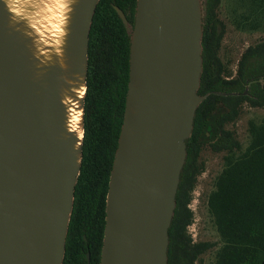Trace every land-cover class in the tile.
Masks as SVG:
<instances>
[{
  "label": "water",
  "instance_id": "95a60500",
  "mask_svg": "<svg viewBox=\"0 0 264 264\" xmlns=\"http://www.w3.org/2000/svg\"><path fill=\"white\" fill-rule=\"evenodd\" d=\"M101 0H0V264H64ZM210 0H137L101 264H168ZM217 94V93H216ZM88 259L90 255L88 254Z\"/></svg>",
  "mask_w": 264,
  "mask_h": 264
},
{
  "label": "trees",
  "instance_id": "16d2710c",
  "mask_svg": "<svg viewBox=\"0 0 264 264\" xmlns=\"http://www.w3.org/2000/svg\"><path fill=\"white\" fill-rule=\"evenodd\" d=\"M222 2L209 1L199 94L232 91L241 95H211L197 110L169 231L168 264H197L212 251L214 264H264V119L248 121L247 142L230 129L243 118L246 107L264 111V0H226V21L221 20ZM115 6L132 24L137 0H101L94 17L83 163L64 264H87L88 253L91 264H98L103 248L107 195L130 82V37ZM228 24L239 33L261 34L241 54L237 74L231 70L232 60L222 58ZM248 82L250 90L244 95ZM207 151L221 158V170L205 194L218 240L194 243L188 231L195 219L190 205L205 172L202 156Z\"/></svg>",
  "mask_w": 264,
  "mask_h": 264
},
{
  "label": "rangeland",
  "instance_id": "374dc122",
  "mask_svg": "<svg viewBox=\"0 0 264 264\" xmlns=\"http://www.w3.org/2000/svg\"><path fill=\"white\" fill-rule=\"evenodd\" d=\"M226 0H223L220 14L226 21L227 9ZM227 34L224 40L223 54L226 56V62L232 60L233 64L230 66L233 72L237 69L238 60L241 54L252 44L255 43L261 37V34H245L239 33L234 30L231 24H228ZM243 118L238 120L236 124L230 127L234 130L241 141L247 142V123L250 119L261 121L264 119V111L257 109L245 108ZM210 137L211 135L208 134ZM205 163V172L198 179V184L193 193L191 202V209L194 212V223L189 228V235L192 237L194 243L198 242H215L218 240V235L211 222L210 215L208 213L205 194L209 193L213 188L214 177L221 170V158L217 155L204 152L202 156ZM215 254L209 252L201 258V261L197 264H214Z\"/></svg>",
  "mask_w": 264,
  "mask_h": 264
},
{
  "label": "flooded vegetation",
  "instance_id": "af4514ba",
  "mask_svg": "<svg viewBox=\"0 0 264 264\" xmlns=\"http://www.w3.org/2000/svg\"><path fill=\"white\" fill-rule=\"evenodd\" d=\"M222 21H223V18L221 19ZM135 23V16H134V19H133V23L132 24H134ZM228 26H227V30H228ZM225 40V39H224ZM222 58H223V60L226 62V60H225V58H226V56L223 54V49H222ZM230 61V60H229ZM229 61H227V62H229ZM239 61H240V59L238 60V63H239ZM238 63H237V69H236V71L234 72V74H237V70H238ZM233 79V77H231V78H226V80L227 81H231ZM250 82H248V84H247V86H246V89H245V92H244V95H248V92H249V90H250ZM230 90V89H229ZM209 93H211V95H217V96H220V97H230V96H238V95H241L240 93H237V92H215V91H212V92H209ZM209 93H207V94H209ZM217 93V94H216ZM206 94V95H207ZM210 95V96H211ZM205 96V95H204ZM209 96V97H210ZM89 254V253H88ZM88 254L86 255V258H87V264H91V256H90V258L88 259ZM101 254H102V251H101ZM90 255V254H89ZM98 264H101V258H100V262L98 263Z\"/></svg>",
  "mask_w": 264,
  "mask_h": 264
}]
</instances>
